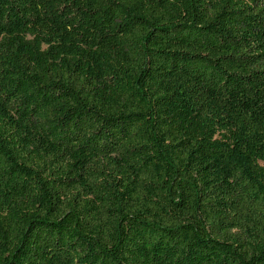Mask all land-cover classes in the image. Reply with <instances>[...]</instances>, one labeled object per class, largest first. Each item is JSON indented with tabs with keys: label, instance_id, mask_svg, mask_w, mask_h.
<instances>
[{
	"label": "trees",
	"instance_id": "obj_1",
	"mask_svg": "<svg viewBox=\"0 0 264 264\" xmlns=\"http://www.w3.org/2000/svg\"><path fill=\"white\" fill-rule=\"evenodd\" d=\"M0 264H264V0H0Z\"/></svg>",
	"mask_w": 264,
	"mask_h": 264
}]
</instances>
